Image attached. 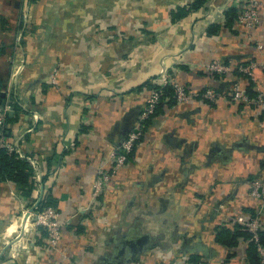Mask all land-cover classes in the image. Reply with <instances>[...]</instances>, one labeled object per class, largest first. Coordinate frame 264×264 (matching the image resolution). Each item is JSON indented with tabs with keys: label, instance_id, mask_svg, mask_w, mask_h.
<instances>
[{
	"label": "crops",
	"instance_id": "obj_1",
	"mask_svg": "<svg viewBox=\"0 0 264 264\" xmlns=\"http://www.w3.org/2000/svg\"><path fill=\"white\" fill-rule=\"evenodd\" d=\"M242 1L208 0L175 18L191 0H0V99L13 100L4 140L28 173L0 178V264L12 252L16 264H259L227 220L258 210L249 180L264 177V110L200 95L231 82L201 67L213 59L259 62L250 87L240 79L253 95L264 85V0L251 37L228 15ZM161 71L199 96L160 104L94 201L97 173ZM44 200L69 220L48 255L42 239L13 243Z\"/></svg>",
	"mask_w": 264,
	"mask_h": 264
},
{
	"label": "built area",
	"instance_id": "obj_2",
	"mask_svg": "<svg viewBox=\"0 0 264 264\" xmlns=\"http://www.w3.org/2000/svg\"><path fill=\"white\" fill-rule=\"evenodd\" d=\"M260 2V0H243L236 14L237 25L248 37H251L253 30L260 23ZM254 44L257 49L263 50L261 43L254 40ZM258 64L260 63L255 61L232 64L217 59L202 62L201 67L205 71L230 76L231 82L226 89L222 90L214 86H208L200 95L213 102L222 97L232 102L244 103L264 110V85L255 88V94L251 95L243 87L240 77L237 76V74H242L254 80V69ZM56 76V70L51 71L48 75V82L53 86H57ZM151 83V88L145 96L144 104L139 113L138 122L129 130L121 144L116 149L109 151L106 159L107 163H104L97 173L92 186L94 201L99 199L117 172L127 163L130 153L143 136L146 121L155 114L160 104L169 102L170 96L167 90L170 88L173 90V98L177 102H188L199 96L198 92L191 91L184 83L171 77L166 71H161L157 77L152 79ZM6 91H9V88ZM12 103L13 100L9 92H6L5 97L0 100V148H4L8 153L13 152L14 148L4 140V125L7 113L13 108ZM249 193L258 203L256 214H238L229 217L227 221L232 227L238 226L239 230L249 234V241L255 247L259 264H264V242L260 238L262 231H264V222L261 219V214L264 211V177H254L249 180ZM27 213L26 220L23 222L22 233L16 235L13 243L23 241L24 248L30 249L38 246L36 243L42 239L44 244L38 248H41L43 254L48 255L52 251H58L63 230L69 224V220L61 218L59 211L51 205L41 208L37 205ZM15 256V252H12L11 259H9L10 264H16ZM174 264H181V262L175 260ZM191 264L213 263L203 260Z\"/></svg>",
	"mask_w": 264,
	"mask_h": 264
},
{
	"label": "trees",
	"instance_id": "obj_3",
	"mask_svg": "<svg viewBox=\"0 0 264 264\" xmlns=\"http://www.w3.org/2000/svg\"><path fill=\"white\" fill-rule=\"evenodd\" d=\"M207 1L208 0H191V2L189 3L188 6H184V7L179 9V11H178L179 14L176 13V14H173V16L175 18L176 17L179 18V17L186 16L190 11L198 10ZM229 12H230V13H228L229 17L232 16V17L235 18V16H236L235 11L231 10ZM210 32H212V30ZM237 75H239L240 78H241V76L242 77L244 76L242 74H237ZM220 76H223V75H220ZM226 77H228V76H226ZM244 77H246L248 79L247 87H250L253 84V81L250 78H248L247 76H244ZM247 89H248V92L251 95H253V93L249 91L250 88H247ZM167 92H168V94L170 96L169 103L175 102V99L173 98V95H174L173 90L170 88V89L167 90ZM131 154H132V152L130 153L129 156H131ZM26 168H27V163L25 161L19 159L16 154H14L13 152L8 153L4 148H0V178L1 177H6L8 179L24 183L25 180H26V176H28ZM48 205H51V206L56 208V205L52 204L48 200L47 201L44 200L42 203H40L39 207L41 208V207H45V206H48ZM233 229H235V230L233 231L232 239H234L237 235H239L241 233L246 234V236L249 237V234L247 232H243V231L239 230L238 226L233 227ZM260 238H261V241L264 242V231H262ZM250 245H251L252 251L254 253H256V255H257V252H256L255 247H254L252 242H250ZM257 258H258V255H257ZM196 260L200 261V259H196ZM258 263H259V258H258Z\"/></svg>",
	"mask_w": 264,
	"mask_h": 264
}]
</instances>
